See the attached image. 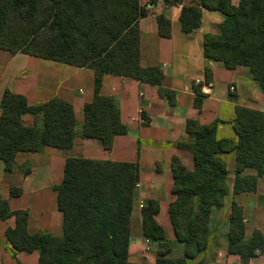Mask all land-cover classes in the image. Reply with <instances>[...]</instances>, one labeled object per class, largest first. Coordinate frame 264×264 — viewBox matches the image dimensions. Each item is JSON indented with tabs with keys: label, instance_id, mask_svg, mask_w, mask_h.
Returning a JSON list of instances; mask_svg holds the SVG:
<instances>
[{
	"label": "trees",
	"instance_id": "16d2710c",
	"mask_svg": "<svg viewBox=\"0 0 264 264\" xmlns=\"http://www.w3.org/2000/svg\"><path fill=\"white\" fill-rule=\"evenodd\" d=\"M185 0H164L166 6ZM220 13L223 22L218 35L207 34L204 57L223 64L227 70L247 68L264 93V0H193L184 5L180 23L184 33L202 25V11ZM149 15L140 0H0V51L58 62L95 73V96L84 108L81 139L99 141L106 151L113 139L127 133L113 98L100 95L105 75L119 76L159 87L161 96L175 103L172 91L162 88L163 73L157 67L141 65L140 21ZM159 33L170 36V22L158 18ZM206 84L212 72L205 70ZM195 107L201 110L203 94L195 88ZM0 162L8 171L17 168L19 153H42L46 148L69 150L77 132L75 111L60 99L29 106L23 96L6 91L1 102ZM26 115L40 119L27 127ZM233 129L237 142L218 140V123L202 126L188 121L191 143L179 147L194 157L189 172L178 158L172 162L175 201L169 214L184 257L170 258L171 243L157 224L158 202L143 208V235L163 250L153 264H189L209 249L211 217L224 206L230 194L229 170L224 156L234 154L233 194L257 190L264 175V112L236 108ZM30 170L25 173L28 174ZM134 163L68 157L64 179L57 191V206L63 214V233L30 235L28 212H11L0 201V217L14 216L16 226L6 231L14 252H39L38 264H138L129 261L131 217L134 195L140 180ZM11 190V197L19 196ZM228 253L240 264H250L264 253V237L254 231L246 240L243 209L233 202L230 213ZM16 258V254H13ZM150 264V263H140ZM197 264H206L201 261Z\"/></svg>",
	"mask_w": 264,
	"mask_h": 264
},
{
	"label": "crops",
	"instance_id": "0c3cea01",
	"mask_svg": "<svg viewBox=\"0 0 264 264\" xmlns=\"http://www.w3.org/2000/svg\"><path fill=\"white\" fill-rule=\"evenodd\" d=\"M192 1L166 6L164 0H140L149 11L139 24L141 65L161 70L164 76L162 88L174 93L175 103L161 96L157 86L105 75L100 95L115 100L121 122L127 129L125 135L113 139L109 151L97 140L80 138L84 108L95 96L94 71L22 53L0 51V105L7 90L23 96L29 106L42 105L57 98L73 106L78 124L79 136L69 150L46 148L42 153H19L14 171L6 170L0 162V201H6L11 212H28L27 231L30 235L50 233L61 236L63 233L64 217L58 210L55 188L63 182L68 157L134 163L139 166L140 180L131 217L129 261L153 264L163 251L158 243L143 235L142 212L151 201L159 204L155 220L171 243L169 257H184V248L176 239L169 208L176 199L173 159L178 158L187 171L194 170L192 153L179 147V144L193 140L187 133L188 121H196L202 126L216 122L218 140L237 142L233 129L236 108L264 112V93L249 69L227 70L223 64L207 61L204 57L205 36L220 33L219 26L223 22L220 13L203 10L201 27L188 34L183 32L180 23L182 9ZM159 17L170 22V36L167 38L159 33ZM207 68L212 72L211 86L206 84ZM196 87L201 88L204 97L201 110L195 107ZM1 115L0 107V118ZM142 118L145 123L141 122ZM23 121L27 127L41 123L39 118L31 115L24 116ZM224 160L229 170L230 194L222 208L213 210L209 249L189 264L201 261L206 264L241 263L239 256L228 253L233 202L243 209L246 240L254 231L264 237V175L255 192L234 195V154L224 156ZM27 170H30L28 174L25 173ZM13 189H19L20 195L11 197ZM15 226L14 216L0 217V264H38V251L14 252L6 231ZM250 264H264V253H258Z\"/></svg>",
	"mask_w": 264,
	"mask_h": 264
},
{
	"label": "rangeland",
	"instance_id": "374dc122",
	"mask_svg": "<svg viewBox=\"0 0 264 264\" xmlns=\"http://www.w3.org/2000/svg\"><path fill=\"white\" fill-rule=\"evenodd\" d=\"M239 0H233L234 4H238Z\"/></svg>",
	"mask_w": 264,
	"mask_h": 264
},
{
	"label": "built area",
	"instance_id": "2783aa9c",
	"mask_svg": "<svg viewBox=\"0 0 264 264\" xmlns=\"http://www.w3.org/2000/svg\"><path fill=\"white\" fill-rule=\"evenodd\" d=\"M141 122H142V123H145V120L142 118V119H141Z\"/></svg>",
	"mask_w": 264,
	"mask_h": 264
}]
</instances>
